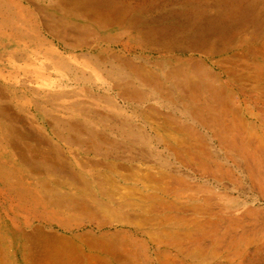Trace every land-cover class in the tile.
I'll return each mask as SVG.
<instances>
[{"label":"bare ground","instance_id":"6f19581e","mask_svg":"<svg viewBox=\"0 0 264 264\" xmlns=\"http://www.w3.org/2000/svg\"><path fill=\"white\" fill-rule=\"evenodd\" d=\"M45 1L44 9L30 0H0V39L6 42L0 43L5 54L0 55V244L17 243L15 255H9L12 264H192L216 257L222 239L213 231L223 209L209 186H193L186 173L219 188L235 171L256 179L264 158V119L253 113L249 96L218 83L192 58L170 64L129 58L125 45L109 56H65L47 38L67 53L79 48L68 43V35L99 44L96 29L66 19L95 21L82 11L83 0ZM125 35L135 44L146 39L141 30L127 28ZM260 56L264 61V52ZM255 61L262 70L256 82L264 84V68ZM14 100L29 107L28 119L62 114L52 137L23 127L10 109ZM148 100L156 106H145ZM121 105L140 125L111 115L122 113ZM38 141L46 148L32 145ZM213 147L224 157L216 159ZM160 148L167 160L158 155ZM81 150L114 162L98 163V171L90 172L92 165L78 162ZM171 162L184 172L171 173ZM57 187H78L84 194L69 196ZM81 221L99 230L113 225L127 230L74 236L86 224ZM1 259L0 252V264H8Z\"/></svg>","mask_w":264,"mask_h":264},{"label":"rangeland","instance_id":"374dc122","mask_svg":"<svg viewBox=\"0 0 264 264\" xmlns=\"http://www.w3.org/2000/svg\"><path fill=\"white\" fill-rule=\"evenodd\" d=\"M30 1L44 9L48 5L45 0L44 2ZM81 7L82 11L94 19L95 23L89 21L77 23L69 18L66 20L71 24L96 29L101 41L96 44L90 37L79 40L74 35H68L66 36L68 43L78 45L79 48L67 53L58 42L47 38L49 42H54L55 47L65 53V56L88 53L109 56L111 52H121L125 45L128 48L125 56L129 58L143 57L150 61H163L167 64L196 59L218 78V83L228 84L230 89L240 95L246 93L249 96L247 100L252 102L248 104L253 113L261 114L264 119V92H260L264 84L256 82L262 70L255 61L257 60L260 63L259 66L264 68V61L260 56L264 52L262 48L264 0H83ZM50 13L56 21H61L59 14ZM57 24L65 26L67 23ZM127 28L133 32L143 31L146 39H140L139 44H135L125 35ZM216 31L217 34H214ZM63 36L65 38L64 34ZM0 43L6 42L0 39ZM0 55L5 57L1 49ZM71 63L77 67L76 63ZM2 64L3 61L0 58L1 69ZM60 84L65 85L66 82ZM99 85L107 88L102 81ZM236 99L235 107L240 108V100L237 97ZM156 104L155 100H148L145 106H156ZM9 106L12 112L23 121V127H27L34 133L37 132L35 128L46 130L47 135L51 137L55 121L62 117V114L53 112L44 120L36 116L28 119L25 116L29 108L26 104L14 100ZM121 106L124 107L122 113H111V115L118 120H130L134 121L135 125H140L138 121L133 120L131 110L126 109V105ZM27 123H32L34 127H29ZM99 131L104 134L101 130ZM200 133L204 132L200 130ZM105 135L108 133L105 132ZM100 144H102L101 141ZM32 145L40 149L46 148L44 142H33ZM212 151L216 159L220 160L224 157L214 147ZM64 152L72 168L77 170V162L72 160L67 149ZM73 152L76 154L78 150L73 149ZM157 152L161 158L168 159L163 148L158 149ZM79 153L81 158L78 162L93 166L89 169L90 172L98 171V168L96 169L98 163L109 165L114 162L112 158L104 160L100 152V155L82 154V150ZM112 154L115 155L113 152ZM136 165L137 163L130 164V166ZM228 168L224 165V169ZM259 169L260 174L257 173L258 176L254 181H251L244 171H235L233 178L225 180L221 188L210 185L207 180L198 181V178H194L191 173H186L193 186L201 189L209 186L216 205L223 209L222 219L217 222L219 225H215L217 230L213 231L216 236H219L218 238L222 239V245L215 252L216 257L198 260L192 264H264V158ZM105 171L103 168L100 170L102 174ZM176 171L184 172L181 166L171 162L170 172ZM154 172L158 173V170ZM90 174L93 175V173ZM83 178L86 181L91 180V177L86 174ZM55 189L69 196L81 197L84 194L78 187H72L71 190L58 187ZM92 193L97 200L108 204L103 196ZM84 201H88L86 195ZM82 223L86 224L79 230H75L74 236L90 233L101 236L127 230L121 225L108 226L99 230L87 222ZM16 249L17 243H10L8 246L0 244L1 260L12 264L9 255L16 253ZM176 261L179 263L182 260L176 258ZM184 264L190 263L186 261Z\"/></svg>","mask_w":264,"mask_h":264}]
</instances>
